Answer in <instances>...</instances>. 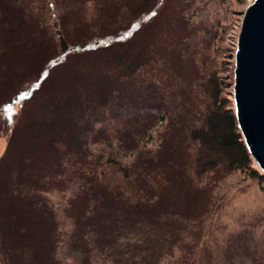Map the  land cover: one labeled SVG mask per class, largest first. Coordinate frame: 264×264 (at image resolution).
<instances>
[{
    "label": "trees",
    "instance_id": "obj_1",
    "mask_svg": "<svg viewBox=\"0 0 264 264\" xmlns=\"http://www.w3.org/2000/svg\"><path fill=\"white\" fill-rule=\"evenodd\" d=\"M211 1L0 0V264H264L250 228L214 240L222 180L264 174Z\"/></svg>",
    "mask_w": 264,
    "mask_h": 264
},
{
    "label": "rangeland",
    "instance_id": "obj_2",
    "mask_svg": "<svg viewBox=\"0 0 264 264\" xmlns=\"http://www.w3.org/2000/svg\"><path fill=\"white\" fill-rule=\"evenodd\" d=\"M252 1L226 0L227 7L224 8V11L215 5H208L207 8L199 9L197 13L198 20L210 18L211 21H215L216 17L221 20L220 26L212 28L213 32H219L222 36L215 42L211 59L216 63L217 77L222 83L220 86L221 98L223 101L226 100L228 106H231L232 82L234 80L233 57L242 11ZM192 58L199 64V58L197 60L194 56ZM6 145L7 136L0 135V155L4 152ZM219 195L223 198L224 204L213 228V232L217 233V238L214 240H224L231 232L250 228L252 235L261 236L258 238L261 239L258 244L260 247H264V184L257 179L246 177L240 171H234L222 180L219 186ZM54 196V199L58 198ZM59 255L66 256L64 246L59 249ZM68 263L76 264L72 261Z\"/></svg>",
    "mask_w": 264,
    "mask_h": 264
},
{
    "label": "water",
    "instance_id": "obj_3",
    "mask_svg": "<svg viewBox=\"0 0 264 264\" xmlns=\"http://www.w3.org/2000/svg\"><path fill=\"white\" fill-rule=\"evenodd\" d=\"M234 53L233 102L247 148L264 174V0L242 11Z\"/></svg>",
    "mask_w": 264,
    "mask_h": 264
}]
</instances>
